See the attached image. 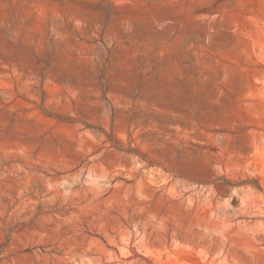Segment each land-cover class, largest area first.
I'll return each mask as SVG.
<instances>
[{
	"label": "rangeland",
	"instance_id": "rangeland-1",
	"mask_svg": "<svg viewBox=\"0 0 264 264\" xmlns=\"http://www.w3.org/2000/svg\"><path fill=\"white\" fill-rule=\"evenodd\" d=\"M0 264H264V0H0Z\"/></svg>",
	"mask_w": 264,
	"mask_h": 264
}]
</instances>
